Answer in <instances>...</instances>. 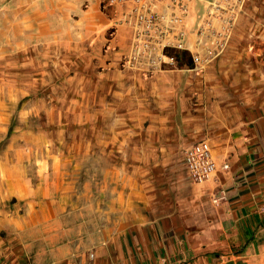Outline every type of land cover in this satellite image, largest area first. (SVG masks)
Wrapping results in <instances>:
<instances>
[{
  "label": "rangeland",
  "instance_id": "374dc122",
  "mask_svg": "<svg viewBox=\"0 0 264 264\" xmlns=\"http://www.w3.org/2000/svg\"><path fill=\"white\" fill-rule=\"evenodd\" d=\"M103 1L114 24L126 25L121 8L105 9ZM45 2L0 0V264L44 260L66 229L82 243L91 240L81 232L94 227L135 246L160 220L176 229L197 224L217 191L193 183L184 150L202 139L214 154L244 135L264 141V0L181 1L189 7L179 29L192 43L203 33L205 45L156 71L187 79L189 95L176 103L166 132L185 136L181 143L146 137L139 154L126 148L124 117L104 113L94 97L88 65L74 64L79 51L44 48L38 22Z\"/></svg>",
  "mask_w": 264,
  "mask_h": 264
},
{
  "label": "crops",
  "instance_id": "0c3cea01",
  "mask_svg": "<svg viewBox=\"0 0 264 264\" xmlns=\"http://www.w3.org/2000/svg\"><path fill=\"white\" fill-rule=\"evenodd\" d=\"M61 1L46 0L40 5L38 23L44 48L56 44L69 47L61 53L79 51L73 62L88 65V83L96 90L94 97L102 98L104 113L124 117L121 128L127 132V150L139 154L147 147L138 141L153 136L156 141L173 138L181 143L182 129L166 132L176 103L185 102L189 95L185 75L155 70L146 76L136 68L122 69V57L133 40L132 28L114 24V18L102 10V0ZM114 26L116 33L109 38ZM213 155L219 165L228 163L229 169L220 168L198 185L208 193L226 189L228 197L200 213L197 224L176 229L160 220L154 225V235L142 233L135 246L126 245L125 239L115 241L94 227L81 232L91 240L82 243L66 229L55 251L46 250V258L34 264H204L219 259H264V141L244 135L218 146ZM143 224L135 221V225ZM48 239L45 243L52 246Z\"/></svg>",
  "mask_w": 264,
  "mask_h": 264
},
{
  "label": "built area",
  "instance_id": "2783aa9c",
  "mask_svg": "<svg viewBox=\"0 0 264 264\" xmlns=\"http://www.w3.org/2000/svg\"><path fill=\"white\" fill-rule=\"evenodd\" d=\"M183 0H104L106 8H121L120 21L133 30V40L129 52L122 60L123 67L136 68L150 75L163 66L178 65L175 54H167L168 49L175 51L200 52L205 45L203 33L195 43L188 41L186 32L178 24L186 16L189 5ZM216 8V7H215ZM216 12L210 15H215ZM116 26L109 31L114 37ZM193 58L197 56L193 53ZM187 172L193 183L201 184L211 179L221 169H229L228 163L221 165L216 161L210 142L207 139L197 141L184 150L183 157ZM228 192L220 189L212 197L214 205L226 201Z\"/></svg>",
  "mask_w": 264,
  "mask_h": 264
},
{
  "label": "trees",
  "instance_id": "16d2710c",
  "mask_svg": "<svg viewBox=\"0 0 264 264\" xmlns=\"http://www.w3.org/2000/svg\"><path fill=\"white\" fill-rule=\"evenodd\" d=\"M167 54H169V55L175 54L177 56L178 62H181L184 59V55L186 54V52H178V51H175L173 49H168ZM188 64L189 63H187V65Z\"/></svg>",
  "mask_w": 264,
  "mask_h": 264
}]
</instances>
